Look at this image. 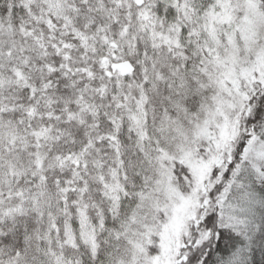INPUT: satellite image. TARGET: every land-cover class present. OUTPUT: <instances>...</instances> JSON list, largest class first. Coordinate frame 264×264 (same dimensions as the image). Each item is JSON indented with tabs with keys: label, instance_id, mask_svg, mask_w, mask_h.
<instances>
[{
	"label": "snow or ice",
	"instance_id": "obj_1",
	"mask_svg": "<svg viewBox=\"0 0 264 264\" xmlns=\"http://www.w3.org/2000/svg\"><path fill=\"white\" fill-rule=\"evenodd\" d=\"M0 264H264V0H0Z\"/></svg>",
	"mask_w": 264,
	"mask_h": 264
}]
</instances>
